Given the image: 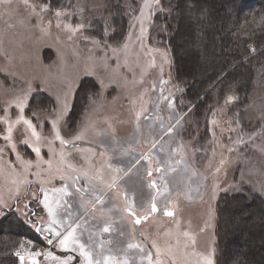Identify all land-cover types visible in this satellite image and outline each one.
Segmentation results:
<instances>
[{"label": "rangeland", "instance_id": "rangeland-1", "mask_svg": "<svg viewBox=\"0 0 264 264\" xmlns=\"http://www.w3.org/2000/svg\"><path fill=\"white\" fill-rule=\"evenodd\" d=\"M33 2L45 3L43 0H33ZM136 2L134 8L137 11H133L132 13L129 31L131 33V39H128V34L125 40L129 44L127 52L128 67L123 66L125 53L121 52L119 56L122 67L115 76L116 84L109 87L104 92L103 99L98 100L96 104H91L87 99L84 104L78 101V109L76 108L75 115L71 116L77 97V90L84 77L80 75L84 67V61L89 54L102 55V53L97 52L95 46L88 40L79 38L74 41H68L66 34L55 28V17L51 15H45V22L48 19L53 20L51 34L42 33L38 28L33 26L36 23L35 19L28 16L23 5L19 3V0H14L12 6L15 9L14 14L11 16L0 15V75H3V77L0 76V117L7 115L11 120H15L19 114V109L15 105L9 107L7 102L14 98L18 91L17 87L22 86L21 88L23 89V86L26 87V83L23 85L20 82V85L16 87L15 83H12L13 79L11 77L14 76L24 81L25 76L31 77V74L35 72L44 75L46 81L42 87L52 95L53 103L45 105V110L42 107L30 108L28 105L24 115L29 119H37L36 123H33L37 124V131L40 132L42 137L41 146L47 150L46 155L48 156L49 150L47 142L53 140L54 136L51 121L56 118V113L53 109L59 107L57 97L62 98L67 85L75 81L76 87L70 100V112L65 120L60 122L61 135L63 138L70 140L83 130L84 137L95 138L94 131L90 129V121H83L82 118H99L104 123L109 121L115 124L116 134L118 135L115 139L117 141L122 140L119 146L120 149L129 150L128 145L124 142L125 140L137 141L136 151L132 153L134 158L145 151L148 153L146 155L151 156L152 163L148 165L142 159L136 166V170L133 168L127 173L124 187H133V189L137 187L139 189L140 192L138 193L140 197L138 198V206L141 208L152 192L145 175L146 169L151 165H153L151 167H155L158 164L164 165L163 174L160 173L154 177L155 180L161 182V176L168 173L176 165L171 164L172 162L170 161L168 152L173 142L176 141V130L169 132L168 129L170 127L172 129L183 115L176 118V105L168 97L167 86L175 89V83L170 72L171 55L166 47L156 46L150 42L148 31L151 22H146L145 24L147 29L143 38L145 47L143 49L140 48V41L137 40L139 36V25L133 17L139 15L138 9L143 0H136ZM77 4L84 11L81 13L75 7H71L68 11L72 12L73 15L66 19L73 24L83 22L85 26H87V21L92 17L100 15L103 10L102 8H104L103 0H73V6ZM160 9H155L153 14L159 12ZM2 11L0 9V12ZM81 17H83L82 20ZM10 25L12 26L10 27ZM80 35L78 34V36ZM82 36L94 37L92 34L86 33L85 29L82 31ZM125 42L121 45L112 46L120 47ZM43 45H46L47 48H53L56 51H53L55 53L54 57L50 53L46 54V56L44 54L46 63L43 64L45 68L38 70V64H33L32 61L38 56V52ZM90 49L91 53L89 52ZM149 49L152 51H149ZM109 55H111L110 51ZM153 60L154 64H152ZM109 63L112 67H115V61L113 59H110ZM150 64L152 66H149ZM105 75L107 76V74ZM125 77L126 80L124 79ZM29 81L27 80L26 82ZM92 99L96 100V97H92ZM33 112L37 113L35 117L33 116ZM137 112L141 113L139 127H137ZM213 120L216 121L215 124L212 123ZM208 122L209 130L214 138V146L211 152H209L210 154H207L208 159H202L203 157L195 158L201 162L197 169L199 182L200 177H202L205 188L206 186L211 187L210 185L212 184L213 186L219 185V190L224 189V187L232 184V174H229V172L231 167H233V170L237 172L238 179L236 182L237 185L234 187L236 189L234 190H239L242 185H245L264 195V150H262L264 149V86H257L254 89L249 103L245 106L240 103L231 105L228 102L218 109H211ZM23 128L24 126L22 124L15 126L13 139L17 144V148L15 151H10L9 146H6L7 142L3 139V136L6 135L7 124L3 120H0V148H4V152L0 154V185H3L5 188L4 191L0 190V199L4 202L0 203V209L3 210L5 206L11 207L14 199L26 190L27 183L18 184L17 182L34 179L32 175H34L37 169L36 166L32 165L25 171L24 165L17 159L16 153L18 152L22 155L23 151H25V160H32L35 165L37 161V156H32L28 152V149H26V145L22 143L28 135L23 131ZM238 136L242 137L245 143L235 144L234 142ZM249 136H252V139H249ZM56 144L57 142L54 141L51 145L53 149L58 148L55 147ZM59 147L61 148V144ZM229 147L234 150L229 152L227 150ZM177 153L182 154L184 152L182 149H179ZM132 154L124 157L129 162L127 165L132 162L130 158ZM159 157H163V161ZM24 158L22 159L24 160ZM221 158H226L227 162L221 168V171L217 173L216 168L220 166L219 162ZM160 161L162 162L160 163ZM9 162H11V167L9 166ZM43 165L45 166V164ZM127 165L122 167L119 172L124 171ZM44 166H40L39 170L44 172L46 168ZM176 175L178 176V173ZM65 185L59 186L57 189L63 188ZM17 187H19V192L16 190ZM148 189L149 191L147 192ZM34 190L35 188H32V192ZM63 194L59 193L56 198L54 197L56 201H59L56 218H58V221H61L60 229L61 225H63L62 228L64 229L70 222L69 218L62 219L60 217L64 213V210H66V206L63 203L64 199H62ZM144 194H146L145 198L143 197ZM212 195L213 191L211 188H209V196L208 191L204 190L203 198L200 199L201 201L191 202L186 200L184 204L182 203L179 206L180 209L178 208L177 210V221H179L180 231H190L196 235V250L200 252H206L214 247L212 213L211 219L209 218L210 209L212 210L213 206L210 200ZM110 199L113 201V197H110ZM107 204L105 203V205ZM20 207V210L16 213L24 220H27L26 215L28 210L25 204L22 203ZM3 210H0V219L8 216V212ZM206 222L209 226L204 228ZM202 228H204V231H201ZM169 230L176 231L177 225L170 226ZM24 241L26 242L27 248H46L47 246L43 239L42 242H35L28 239ZM56 247L58 248V244ZM36 260L38 264H53V259L47 258L43 254L37 257Z\"/></svg>", "mask_w": 264, "mask_h": 264}, {"label": "trees", "instance_id": "trees-1", "mask_svg": "<svg viewBox=\"0 0 264 264\" xmlns=\"http://www.w3.org/2000/svg\"><path fill=\"white\" fill-rule=\"evenodd\" d=\"M103 1L102 13L87 21L85 32L107 40L108 44L121 45L129 34L132 9L137 2ZM50 4L53 10L69 9L73 0H50ZM160 6L162 10L153 14L148 38L170 52L175 89L167 86L168 97L176 105V118L183 115L172 128L176 130V141L168 151L171 164L176 165L164 175L171 199L180 206L189 200L183 195L186 191H190L191 202L201 201L204 190L208 196L209 188L213 191L212 184L204 187L202 177L199 182L197 169L201 162L195 159H208L207 154L214 146L208 122L211 109L223 106L229 95L237 97L229 102L231 105L245 106L254 89L264 86V0H161ZM105 28L107 36L103 35ZM53 51L56 50L46 45L41 47L32 61L38 64V70L45 68L46 54L55 56ZM31 75L25 76L24 81L13 76L12 83L17 87L20 82L25 85L30 80L36 89L29 100L30 108L52 104V95L42 87L44 75L39 72ZM21 87H17L18 91ZM95 91H98L96 77L84 76L71 116L75 115L78 101L84 104L86 94ZM178 149L184 153H177ZM229 174L232 184L218 189L215 197L210 198L215 262L264 264V195L245 185L234 190L237 172L231 167ZM177 192L181 195L177 196ZM27 236L42 242L18 214L10 213L0 219V264H20L15 252L27 248L24 241Z\"/></svg>", "mask_w": 264, "mask_h": 264}, {"label": "flooded vegetation", "instance_id": "flooded-vegetation-1", "mask_svg": "<svg viewBox=\"0 0 264 264\" xmlns=\"http://www.w3.org/2000/svg\"><path fill=\"white\" fill-rule=\"evenodd\" d=\"M32 120L36 123L37 119ZM82 120L90 121V129L94 131L96 137H84L83 140H80L84 141L83 144L63 146L65 163L60 161L59 153L61 148L59 147L60 142L58 140L55 145V147L58 148L54 149L55 154L48 152L49 154L47 156V150L41 146V156L43 159L46 158V160L52 161L51 171L47 172L48 165L45 164L44 166L41 164V167L44 166L46 168L44 172L41 171L40 178H37L35 175L38 170L36 169L34 175H32L34 179L26 184V190L14 199L12 206H5L4 210H0L7 211V214L16 213L20 210L21 204L24 203L28 210L26 215L27 220L19 217L24 221L27 227L33 230L38 240L43 239L54 256L61 258L74 256L75 259L72 261V264H85L84 257L80 256L79 251L73 252L71 249L65 250L59 248V246L57 248L56 246L58 243L54 235L50 232L43 231V229L47 228L51 217L43 203L44 192L41 191V188L47 190L49 196L51 195L49 202L55 204L56 200L54 197L56 198L59 192H53L52 189H57L59 186L66 184L69 190L67 194H63L62 198L64 199L63 203L66 206V210H64V213H62L60 217H62V219L69 218L70 222L68 225L72 227L79 225V227H77V235L80 238V242L84 243L87 248L93 251V258H99L96 254L102 252L104 256L111 255L120 261H123L125 257H127L128 264H142L139 251L137 249H129L127 247L128 244L140 243L144 245L151 240H156L157 243L163 247L167 237L162 235L160 230H169V227L176 223L170 222L171 218L160 212L150 216L147 221L142 220L139 225H136L133 223L135 218L127 211V208L129 204H131L136 215L142 216L144 214V208L150 204L153 196H156V203L159 208L169 203L168 200H165V196H167L168 193L159 197L156 189L150 187L152 190L151 195L145 204L142 205L143 207L140 208V206H138V198L140 197L138 193L140 192L139 189L137 187L135 189H133V187H124L127 173L133 168L136 170V166L142 161L140 155H135L136 157L134 158L132 154L136 151L137 141L125 140L124 142L128 145L129 150H122L119 148L122 140L117 141L115 139L118 135L116 134L114 123L109 121L104 123V121H101L99 118L89 119L83 117ZM64 139L68 140L66 138ZM24 145H26L28 152L35 157L36 154L31 146L27 144ZM89 149H91V151H89ZM141 153L145 155L148 154L145 151ZM129 154H132L130 155L132 162L127 165L129 162H127L124 157H127ZM25 155V151H23L22 155L20 154L22 158H24ZM162 161H160V163ZM69 163L73 165L75 171L67 167ZM144 163L147 164L148 162L144 160ZM33 165L36 166L35 164ZM125 165H127V167L124 171L119 172ZM151 166L148 168L151 170V176L148 175V169H146L145 173L148 183L150 185L152 181H155L156 187L163 191L165 183L167 184L164 175L161 176V182L155 180L154 177L160 173L163 174L164 165L158 164L155 167ZM85 172H87L88 177L92 178L91 183H89L88 177L83 175ZM62 176L64 177L63 179L61 178ZM76 176H79V179H69V177L75 178ZM98 176L100 177L99 179L96 178ZM103 187L105 188L103 189ZM32 188H35L34 192H32ZM4 189V186L0 185V190L4 191ZM80 189H83V191H80ZM102 189L103 191L100 193ZM148 191L149 189L147 192ZM110 197H113V201H111L112 199H110ZM143 197L145 198L146 194H144ZM98 198L100 201L104 200L102 204L98 203ZM105 203L108 204L105 205ZM57 208L56 213H58ZM177 218L178 212L176 211L175 219L177 220ZM52 226L56 228L57 231L61 230V232H64L67 227L63 229L61 226L60 229V224H53ZM105 227L109 228L108 232L103 231ZM37 229H41V231H37ZM141 233L143 235H141ZM26 238L31 240L28 236ZM49 238L53 239L52 244L47 243V239ZM101 242H103V248L100 247ZM52 263L58 264L54 259ZM143 264H147V261H143Z\"/></svg>", "mask_w": 264, "mask_h": 264}, {"label": "snow or ice", "instance_id": "snow-or-ice-1", "mask_svg": "<svg viewBox=\"0 0 264 264\" xmlns=\"http://www.w3.org/2000/svg\"><path fill=\"white\" fill-rule=\"evenodd\" d=\"M13 3L14 0H0V9L3 10L2 12H0V15H9V16L13 15L15 12V9L12 8ZM19 3L23 5L28 16L32 19H35L36 23L33 26L38 28L42 33L51 34V29L53 27V20L48 19L45 22V15H51L55 17V28L64 32L66 34V39L68 41H74L79 38L88 40L95 46L97 52L102 53V55L89 54L84 61V67L80 73V75L82 76L93 75L96 77L98 91L87 93L86 99H88L91 104H96L98 100H102L104 97V92L109 87L116 84L115 76L116 74L119 73V70L122 67L119 56L121 52L125 53V60L123 66L128 67L127 52L129 49V44L125 42L120 47H114L108 44L107 40L82 36V31L86 27L85 24L83 22L76 24L68 22L66 18L72 16L73 13L68 11V9L64 7H59L53 10L51 8L50 0L49 2H45V3H34L33 0H19ZM160 4H161V0H143L141 6L138 9L139 15L133 17V19L139 25V36L137 37V40L140 41L141 49L145 47L143 43V38L147 31L145 24L146 22L149 23L151 22L153 11L155 9H160ZM72 7H75L78 12L82 13L84 11V9L80 7L79 4ZM132 11H137V10L132 9ZM82 19L83 17H81V20ZM11 26L12 25H10V27ZM78 34L81 35L78 36ZM103 35L104 36L108 35L107 28H105ZM128 39L129 40L131 39V33H129ZM109 51L111 55H109ZM149 51L152 50L149 49ZM89 52L91 53V49L89 50ZM110 59H113L115 61V67H112V65L109 63ZM152 64H154V60L152 61ZM152 64H150L149 66H152ZM105 74H107V76ZM124 79L126 80V77ZM75 87H76L75 81H72L67 85L63 97L62 98L59 96L57 97V102L59 107L57 109H53V111L56 113V118L51 121V125L54 130V136H53V140L47 142L48 150L53 154H55V150L52 148L51 145L54 143V141L58 140L60 142L62 147L59 156H60V161L62 163L66 162L63 146L66 145L75 146L76 141L83 140L84 138L83 130L80 131L78 134H76L72 140H65L60 132V122L65 120V118L70 112L71 109L70 100L73 96V91ZM35 92L36 89L33 88L32 83L26 82V87L20 89L18 93L14 96V98L7 102L9 107L15 105V107L19 109V114L17 115L16 119L11 120L9 116L5 115L4 117H0V120H3L4 123L7 124L6 135L3 136V139L7 142L6 146H9L10 151H15L17 148V144L13 139V131L15 126L21 124L24 126L23 131L28 135L27 138L22 141V143L30 145L32 150L35 152L38 158L36 161V168L38 170L36 171L35 175L37 176V178H40L41 176V171L39 170L40 165L41 164L48 165L47 170L51 171L52 161L44 160L43 157L41 156L42 137L40 132L37 131V124H34L32 119H29L24 115L25 109L29 105L30 97H32ZM92 97H96V100H93ZM236 99L237 97L233 95H229L226 98L225 102L227 103L230 101H234ZM36 115L37 113L33 112V116L35 117ZM140 115H141L140 112L136 113L137 127H139ZM212 123L215 124L216 121L213 120ZM168 131L169 132L172 131L171 127L168 129ZM249 139H252V136H249ZM234 143L243 144L245 143V141L242 137L238 136L237 140ZM153 147H155V145H153ZM180 147L182 148L183 145H181ZM227 150L229 152H232L234 149L229 147ZM89 151H91V149H89ZM3 152H4V148H0V154H2ZM16 156L17 159L20 160L21 163L24 165L25 171H27L28 168L33 165L32 160H23L18 152L16 153ZM140 158L147 161L149 164L151 163L150 156L148 155L141 153ZM226 162H227L226 158H221L219 162L220 166L216 168L217 173L221 171V168L226 164ZM9 166L10 167L12 166L11 162H9ZM67 167L75 171L72 164L70 163L67 164ZM147 171H148V175L151 176V170L148 169ZM83 175L85 177H88L87 172L83 173ZM61 178L63 179L64 177L62 176ZM96 178L99 179L100 177L98 176ZM69 179H79V176H76L75 178L69 177ZM88 179H89V183H91L92 178L88 177ZM17 183L18 184L29 183V181L24 180V181H19ZM149 187L156 189L157 194L161 196H163L165 193H168V195L165 196V200H168L169 203H166L161 208H158L156 203L157 198L156 196H153L151 198L150 204L146 208H144L143 210L144 214L142 216H137L136 212L133 210V206L129 204L127 211L135 218L133 223L139 225L142 220L147 221L149 217L152 216L153 214L157 212H162L163 215L171 218L173 223H176L177 230L175 232L164 229L160 230L161 234L167 237V240L165 241L163 247L159 243H157L156 240H151L148 243H145L144 245H141L140 243H129L127 247L129 249H137L139 251L142 264L143 261H147V264H193V258H194V264H216L215 262L216 249L214 247L210 248L206 252L197 251L196 235L190 231H180L179 221L175 219L176 211L179 205L178 203H176L171 199L172 194L168 192L167 184L165 183L163 191H161L159 188L156 187L155 181H152ZM218 188L219 185L213 186V197H215ZM16 190L17 192H19V187H17ZM41 191L44 192L43 203L48 210L49 216L51 217V220L47 228L43 229V231L52 233L54 237L57 239V243L60 248L65 250L71 249L73 252L79 251L80 256L84 257L85 264H128L127 257H125L123 261H120L111 255L104 256L102 252L97 253L96 255L99 258L94 259L93 251L90 248H87L84 243L80 242V238L77 235V227H79V225H77L76 227H72L71 225H68L65 228L64 232L57 231L56 228H54L52 225L60 224V221L56 219V215H57L56 208L59 206V201L58 200L55 201V204L50 203L47 190L41 188ZM52 191L67 194V185H65V187L63 188L52 189ZM80 191H83V189H80ZM176 195L179 196L181 195V193L177 192ZM183 195H185L186 199L190 200L192 198L190 191L184 192ZM0 203H4L2 199H0ZM98 203L102 204L103 202L100 201L98 198ZM209 218L211 219V210H210ZM61 226L63 227V225ZM208 226L209 225L206 222L204 228H207ZM204 228H202L201 231H204ZM37 231H41V229H37ZM103 231L108 232L109 228L105 227ZM141 235L143 234L141 233ZM47 243L52 244L53 239L51 238L47 239ZM20 247L23 248L24 245L21 244ZM100 247L103 248V242H101ZM16 255L20 256L19 252H17ZM29 255L33 257L32 264H38V261L34 257H39L42 255V253L36 251L34 253H29ZM43 255H45L47 258L56 260L58 264H72V261L75 259L74 256H67L64 258L57 257L54 256L51 251L43 253ZM20 259L23 260L24 257L20 256Z\"/></svg>", "mask_w": 264, "mask_h": 264}, {"label": "built area", "instance_id": "built-area-1", "mask_svg": "<svg viewBox=\"0 0 264 264\" xmlns=\"http://www.w3.org/2000/svg\"><path fill=\"white\" fill-rule=\"evenodd\" d=\"M24 240H27V238L24 237ZM47 250H48V248H28V249H25L24 252H22V251H16L15 252V255H16L17 252H19L20 256H23L24 257L23 260L20 259V263L21 264H32L33 257H31L29 255V253H34L36 251H39V252H41L43 254ZM20 256H18V257L20 258ZM34 258L36 259L37 257H34Z\"/></svg>", "mask_w": 264, "mask_h": 264}, {"label": "water", "instance_id": "water-1", "mask_svg": "<svg viewBox=\"0 0 264 264\" xmlns=\"http://www.w3.org/2000/svg\"><path fill=\"white\" fill-rule=\"evenodd\" d=\"M84 143V141H77V142H75V145H78V144H83ZM158 207V206H157ZM159 208V207H158ZM157 213H160V212H157ZM157 213H155V214H157ZM170 222H172V219H171V221Z\"/></svg>", "mask_w": 264, "mask_h": 264}]
</instances>
